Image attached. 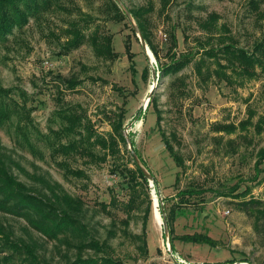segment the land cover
Listing matches in <instances>:
<instances>
[{
	"label": "rangeland",
	"instance_id": "1",
	"mask_svg": "<svg viewBox=\"0 0 264 264\" xmlns=\"http://www.w3.org/2000/svg\"><path fill=\"white\" fill-rule=\"evenodd\" d=\"M120 1L137 12L157 49L159 59L154 58L152 64L132 31L133 24L115 14L118 10L125 15L118 0H49L25 25L0 39V83L22 88L27 105L34 107L29 143L16 139L14 119L0 124V145L24 173L16 168L12 171L27 184L33 183V173L45 175L80 198L92 239L99 245L77 247L76 242L49 238L24 218L11 214L0 213L2 229L15 241L32 244L43 264H68L76 256L109 257L122 264H264V230L255 229L258 208L264 206V71L259 72L257 65L253 71L242 60L219 52L200 78L193 63L204 58L202 49L216 50L227 44L251 53L264 35V0L256 9L250 7L249 0ZM210 13H216L218 21L215 28L207 30L201 23ZM86 17L93 19L92 26L99 25L100 31L111 35L117 58L96 55L87 40L76 48H62L66 29L79 26ZM133 22L136 24V18ZM127 36L134 54V73L124 50ZM170 50L175 55H169ZM185 57L190 62L182 69L160 76L161 68ZM59 76L80 79L81 83L74 89L56 91L55 77ZM73 104L84 110L102 134L111 131L107 116L123 107L122 134L133 142V146L120 142L119 156L117 151L115 158L108 156L104 162H85L79 155L69 158L68 165L83 170L84 177L71 175L51 153L52 130L62 125L55 111ZM153 105L160 112L158 125ZM162 136L177 155V163ZM130 147L156 182L148 180L150 200L143 196V187L132 194L141 196L142 202L126 213L120 202H126L131 194L130 180L120 170L122 166H113L126 162L134 167ZM95 152L102 151L95 148ZM245 188L248 193L244 197H235ZM112 197L118 200V207L108 204ZM250 198L257 204L246 210L239 206V201ZM149 201L144 226L147 252L143 253L142 238L134 235L142 237V215ZM101 203L108 204L107 211ZM161 207L165 213L171 209L173 235L205 233L217 246L174 238L170 247L161 227ZM10 253L12 249L7 248L0 257ZM10 257L7 264H27L20 262L16 253Z\"/></svg>",
	"mask_w": 264,
	"mask_h": 264
},
{
	"label": "trees",
	"instance_id": "2",
	"mask_svg": "<svg viewBox=\"0 0 264 264\" xmlns=\"http://www.w3.org/2000/svg\"><path fill=\"white\" fill-rule=\"evenodd\" d=\"M260 1L261 0H249V5L253 9H256ZM48 3L49 0H0V39L6 38V36L12 32L13 28L25 25L29 16L33 15L42 6L48 5ZM129 12L133 18H136V24L147 46L153 53L154 58L158 60V51L147 36L137 12L133 9H129ZM115 14L119 16L120 20L126 17V15L120 14L118 10ZM217 21L218 15L216 13H210L208 19L201 23V27L207 30L215 28L217 26ZM92 22L93 19L86 17L85 21L79 26L75 24L71 25V28H67V40L64 45H62V48L66 50L76 48L87 40L96 55L114 60L117 58L118 54L112 48L111 35L100 31L99 25L92 26ZM91 27H93L92 30ZM218 28H221V26H218ZM87 30L89 31L87 32ZM132 31L135 33L133 28ZM124 50L131 65L130 70L134 73V54L131 51V43L128 36L127 39H125ZM219 52L222 55L228 54L239 62L242 60V62H244L242 64L246 63L252 66L253 71H255L254 66L256 65L259 67V72L264 71V35L261 40L255 44L251 53L229 44L216 50L212 48L202 49L204 58L198 57L193 61V63L197 65L195 69L196 75L203 78L204 70L210 68L208 64L216 62V56H218ZM169 55H175V52L170 50ZM205 56H207V58H205ZM189 62L190 58L185 57L182 60H178L171 65L161 68L160 76H168L182 69ZM201 65L204 66V68H201ZM230 68L232 69L233 67ZM147 73L148 66L143 69L142 74L145 77ZM55 80L56 91H60L61 87L65 89H74L81 83L80 79L73 77L68 78L59 76L55 77ZM151 99L152 97H150V100ZM27 101V93L22 88L18 86L3 87L0 83V124L14 119L13 131L19 143L23 141L29 143V132L31 133L33 130L31 111L34 107L27 105ZM153 107L156 114L155 122L158 125L161 120L160 112L156 106L153 105ZM125 112L123 107L112 111L107 116L109 118L111 131L102 134L94 128L93 122L86 116L84 110L79 105L62 106L55 111V115L60 119L62 125L60 128L52 130L54 136L53 141L50 143L52 155L59 158L58 161L60 162L58 163L64 164V166H66V171L71 175L84 177L86 175L84 171L78 168H71L67 160L75 155H79L85 159V162H104L108 156L115 158L117 151L119 156V143L126 142V137L122 134ZM135 119H140L139 114L135 116ZM162 140L164 141L166 149L177 163V155L173 152L166 137L162 136ZM130 142L133 146L131 139ZM95 148L100 149L102 152L100 154L95 152ZM134 152L138 156L140 163L146 167L142 158L135 150ZM261 156L264 158V146L262 147ZM130 158L134 166L132 168L129 167L126 162L122 165L116 163L113 166L116 169H119L118 166H122L120 170L124 172V175L130 180L131 194L126 202H120L122 209L126 213H130L137 204H141L142 202V199L139 198L141 196L137 195L135 198L132 197V194L135 193L138 188L143 187V196L150 200L148 193L150 188L147 187L148 177L144 174L136 160L133 159L131 153ZM13 168L21 170V172L24 173L21 165L4 150L2 145H0V213L24 218L30 227L49 238H56L63 242H76L75 244L77 247L89 246L88 244H91L93 247L99 245L98 241L92 239L93 237L90 234L85 220L83 202L80 198L72 196L59 182L42 174L33 173V175H31L34 179L32 180L33 183L27 184L14 174L12 171ZM153 182H156L155 177H153ZM188 193H191V191L183 192V194ZM247 193L248 189L245 188L242 192L237 193L235 197H244ZM257 202V200L250 198L248 200H241L238 204L246 210L249 206L256 205ZM108 204L118 207V200L112 197ZM108 204L101 203L100 206L103 210L107 211ZM149 204L150 201L143 210L142 237H139L140 235H134L137 239L142 238L141 248L143 253L147 252L145 240L146 230L144 226L148 218L150 209ZM258 209H260V213L255 217V229L259 230L262 228L264 230V206ZM170 214L171 209L166 213V220L172 248L174 238H178L181 241L217 246V241L205 233L194 232L192 234H182L177 237L173 235ZM2 227L3 225L0 222V252L7 253V248H10L13 253H16L18 257L21 258L20 262L24 261L27 264H43L38 261L36 249L32 244L26 243L22 239H17V241H15L4 229H2ZM13 253L8 255L5 254L0 257V264H7L11 259L10 256H13ZM68 264L122 263L109 257L83 259L81 256H76L75 261L69 262Z\"/></svg>",
	"mask_w": 264,
	"mask_h": 264
},
{
	"label": "water",
	"instance_id": "3",
	"mask_svg": "<svg viewBox=\"0 0 264 264\" xmlns=\"http://www.w3.org/2000/svg\"><path fill=\"white\" fill-rule=\"evenodd\" d=\"M118 3L124 9V13H125L127 19L133 24V29L137 33V36H138L139 41H140V44L142 45V47H143V49L145 51V54L147 56H149V58H150L149 61L152 64L154 62V57H153L151 51L149 50V48H148V46H147V44H146V42H145V40H144V38H143L140 30L138 28V26L133 22L132 15L130 14L129 10L125 7V5L120 0H118ZM153 79H154V81H156L154 72H153ZM153 89H154V86L152 85L151 86V89L149 91L148 98H150V96H151V94L153 92ZM147 104H148V99L145 101V103L143 104V106L146 107ZM125 137H126V141L128 143H130L129 137H127V136H125ZM130 152H131V154L133 156V159L136 160V162L139 164V166L143 170L144 174L148 177V180L149 179H152V181H153V176L151 174L147 173V171L145 170V168L140 163V160H139L138 156L135 154V152L132 149V147H130ZM159 212H160V215H161V218H162V221H161L162 226L161 227L163 228L164 232L167 234V236H166L167 242L170 243V238H169V235H168L169 234V231H168V225H167V220H166V213H165L163 207L160 208V211ZM170 247H171V243H170ZM169 250H171V249L169 248ZM183 264H187V263H183Z\"/></svg>",
	"mask_w": 264,
	"mask_h": 264
},
{
	"label": "bare ground",
	"instance_id": "4",
	"mask_svg": "<svg viewBox=\"0 0 264 264\" xmlns=\"http://www.w3.org/2000/svg\"><path fill=\"white\" fill-rule=\"evenodd\" d=\"M149 53V52H148ZM154 197H155V206H157L158 205V200H157V197H156V195H154ZM157 212H158V210H157ZM159 214V213H158Z\"/></svg>",
	"mask_w": 264,
	"mask_h": 264
},
{
	"label": "built area",
	"instance_id": "5",
	"mask_svg": "<svg viewBox=\"0 0 264 264\" xmlns=\"http://www.w3.org/2000/svg\"><path fill=\"white\" fill-rule=\"evenodd\" d=\"M178 262V261H177Z\"/></svg>",
	"mask_w": 264,
	"mask_h": 264
}]
</instances>
